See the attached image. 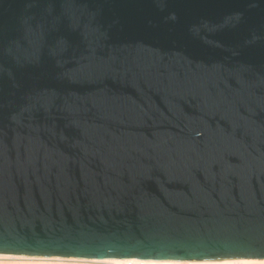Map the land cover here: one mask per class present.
<instances>
[{
	"label": "water",
	"instance_id": "water-1",
	"mask_svg": "<svg viewBox=\"0 0 264 264\" xmlns=\"http://www.w3.org/2000/svg\"><path fill=\"white\" fill-rule=\"evenodd\" d=\"M0 254L264 259V0H0Z\"/></svg>",
	"mask_w": 264,
	"mask_h": 264
},
{
	"label": "bare ground",
	"instance_id": "bare-ground-1",
	"mask_svg": "<svg viewBox=\"0 0 264 264\" xmlns=\"http://www.w3.org/2000/svg\"><path fill=\"white\" fill-rule=\"evenodd\" d=\"M264 264V259L257 258H229L215 260H177V259H101L57 257V256H28L0 254V264Z\"/></svg>",
	"mask_w": 264,
	"mask_h": 264
},
{
	"label": "built area",
	"instance_id": "built-area-1",
	"mask_svg": "<svg viewBox=\"0 0 264 264\" xmlns=\"http://www.w3.org/2000/svg\"><path fill=\"white\" fill-rule=\"evenodd\" d=\"M63 264H67V263H63ZM126 264H141V263H132L131 261H129Z\"/></svg>",
	"mask_w": 264,
	"mask_h": 264
}]
</instances>
